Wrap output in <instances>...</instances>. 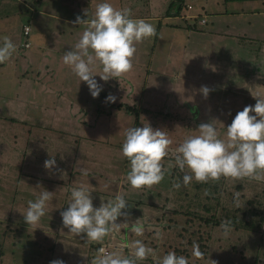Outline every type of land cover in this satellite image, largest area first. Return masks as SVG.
<instances>
[{"label":"crops","instance_id":"0c3cea01","mask_svg":"<svg viewBox=\"0 0 264 264\" xmlns=\"http://www.w3.org/2000/svg\"><path fill=\"white\" fill-rule=\"evenodd\" d=\"M99 2L101 0H0V42L7 36L16 45L13 56L0 66V102L3 101L0 107L9 105L15 109L20 122L35 127L32 137L35 142L23 146L26 152L19 154L26 156V167L21 169L30 174L35 171V182L21 186L20 194L24 196L23 202L28 203L44 190L52 192L40 224L46 225L45 231L55 234L46 241L51 244L53 257L64 259L65 264H92V247L103 241L126 256L129 250L123 244L138 237L122 229L102 241H87L84 233H70L60 215L68 206L72 187H88L93 191V205L98 207L101 197L106 202L130 184L126 177L119 180L113 175L118 168L116 162H129L121 151L126 132L120 131L121 115L115 110L106 113L93 110L95 105L86 82H80L62 61L64 52L74 47L86 26L74 23L76 17L87 19V13L90 19ZM110 2L116 8H131L134 17L145 19L156 29L154 36L136 44L132 68L136 71L128 78L132 81L126 93H134L136 87H158L163 100L157 107L164 103L175 106L183 102L184 91H180L183 87L207 86L213 92L209 104L213 119L222 113L228 119L233 101L230 94L236 93V102L243 108L256 103L257 98L253 96L264 97V0ZM202 17L206 18L204 24L199 23ZM24 25L30 27L26 37ZM25 41L30 43L28 47ZM159 42L164 48L159 49L161 53L157 56ZM95 78L99 83L102 81L98 74ZM163 87L174 90L164 94ZM150 110L152 108L138 109L135 113L126 110V115L135 116L133 127L137 124L143 127L152 123L153 118L147 119L151 116ZM157 114L166 116L160 111ZM81 119L87 125L80 124ZM56 139L66 140L68 144L63 142L59 149L51 147ZM71 139L80 140L77 147L72 145ZM107 155L123 158L108 160ZM50 156H54L56 165L46 169L44 161ZM119 183L123 187H118ZM131 188L134 193L136 189ZM145 188L150 190V187ZM122 219L118 218V222Z\"/></svg>","mask_w":264,"mask_h":264},{"label":"rangeland","instance_id":"374dc122","mask_svg":"<svg viewBox=\"0 0 264 264\" xmlns=\"http://www.w3.org/2000/svg\"><path fill=\"white\" fill-rule=\"evenodd\" d=\"M160 48L164 46L159 42L157 56L161 53ZM2 64L0 63V66ZM135 71L131 70L129 75L123 74L118 80L110 78L107 82L101 81L103 90L98 97L92 99V103L95 105L93 110L97 109L104 113L113 110L119 112L120 131H125L134 124L135 116L126 115L127 106L133 108L134 113L138 109L141 111L152 108L149 111L151 116L147 118L149 120L153 118L150 126L167 132L173 140L170 155L162 160L166 172L161 182L152 185L151 191L145 187L134 191L136 195L140 193L143 195L145 192L147 204L143 203L135 215H130L129 223L140 218L144 223L153 226L146 229L137 239L140 238L145 245L156 249L158 257L174 251L177 255L187 257L189 264H264V182L247 177L236 179L221 176L219 179L208 180L209 183L206 185L193 179L185 186L182 178L185 173H190V170L185 167L181 171L171 155V151H174L186 136L198 134L196 129L199 124L213 120L212 109L209 106L213 92L209 91L205 96L201 91L202 87H183L180 89L181 93L184 91V103L181 102L183 105L177 102L180 106H166L164 103L163 106L160 104L157 107V103L163 100L158 87H136L134 93L133 91L131 94L126 93L131 88L129 84L132 81L128 78H131L132 72ZM117 81L118 84H115ZM115 85L117 87H113ZM173 90V87L170 90L163 87L164 94ZM110 93L116 96L115 102L106 101L105 98ZM235 95L236 93L230 94L233 101L228 119L223 113L215 118L218 120L216 123L222 138H226V127L232 122L233 117L243 109V106L236 102L238 97ZM143 107L145 109H142ZM158 111L166 116L157 114ZM15 113V109L12 110L9 105L3 104L0 107V264H50L55 258L49 249L51 244L48 241L55 234L52 231H45L46 225L41 226L40 223L43 222L41 219L36 224H27L23 213L26 212L28 203L23 202L24 196L20 194L21 186L35 182V171L30 174L21 169L26 163L25 154L19 155L26 152L25 147L35 142L32 140L35 127L20 122ZM153 121H156V124ZM80 124L85 126L87 122L81 119ZM136 126L140 127L139 124ZM37 128L40 127L37 125ZM116 140L117 138L114 143ZM63 142L68 144L66 140L56 139L51 143V147L59 149L64 145ZM71 143L77 147L80 140L71 139ZM114 156L107 155V158L108 160L123 158L121 155ZM20 163L23 165L19 166ZM115 164L118 168L114 169L113 175L119 180L125 179L130 168L129 162ZM106 167L109 169V166ZM177 182H180V188L174 187ZM128 185L129 187L123 189L121 193L131 200L134 193L130 184ZM118 187L123 186L119 183ZM165 206L169 207L167 218L162 214ZM213 216L231 223V231L227 236L224 235L221 224L207 225L203 222V219ZM157 230L161 233L159 238L155 236ZM194 244L199 246L201 257L193 256ZM128 250V254L132 255L134 249ZM138 263L156 264V261L149 256Z\"/></svg>","mask_w":264,"mask_h":264},{"label":"clouds","instance_id":"9594fccd","mask_svg":"<svg viewBox=\"0 0 264 264\" xmlns=\"http://www.w3.org/2000/svg\"><path fill=\"white\" fill-rule=\"evenodd\" d=\"M86 16L87 19H81L79 15L76 17L74 23L86 26L74 47L64 52L62 61L80 82H86L91 96L96 98L103 90V84L95 76L98 74L100 80L107 82L110 78L130 72L137 51L136 44L154 36L156 29L145 19L134 17L131 8H116L110 0H101L92 17L89 19L87 13ZM15 51V43L7 36L3 37L0 42V63L8 61ZM201 91L207 96L209 88L202 86ZM253 97L257 98L256 103L238 111L226 127V138L220 136L216 123L218 120L213 119L199 124L196 129L198 134L186 136L171 151L175 165L181 171L185 167L190 170L182 178L185 186L193 179L207 182L221 176L236 179L247 177L264 182V97ZM105 99L115 102L116 96L110 93ZM172 144L173 140L167 132L153 129L150 124L126 130L121 151L129 160L126 178L133 188L151 187L161 182L166 172L162 160L170 155ZM55 165L54 156L44 161L46 169ZM61 175L63 177L64 173ZM174 187L180 188V182L175 183ZM92 192L84 185L70 189L68 207L60 213L62 224L70 233H84L87 241H102L122 229L141 236L146 229L153 227L140 218L129 223L130 214L126 209L130 206L123 193L106 199V202L101 197L100 205L95 207ZM51 197L52 192L44 190L37 199L28 201L26 212L23 213L27 224L39 222ZM121 217L124 219L118 222ZM221 229L227 236L231 231V223L222 221ZM160 235L157 230L156 238ZM123 247L134 249V252L131 256H125L120 252L105 253L100 249V254L92 260V264H137L149 256L153 257L156 264H189L187 257L177 255L174 251L158 257L156 249L145 245L140 239L127 242ZM193 256H202L196 244L193 245ZM50 264H65V261L55 259Z\"/></svg>","mask_w":264,"mask_h":264},{"label":"trees","instance_id":"16d2710c","mask_svg":"<svg viewBox=\"0 0 264 264\" xmlns=\"http://www.w3.org/2000/svg\"><path fill=\"white\" fill-rule=\"evenodd\" d=\"M225 1H237V0H225ZM180 4H182V2H180ZM179 4V8H181V5ZM126 109L128 110V111H133V108H131V107H129V106H127L126 107ZM136 126V125H135ZM176 169V168H175ZM173 177V176H172ZM209 182H203L202 184L203 185H206V184H208ZM144 195V196H143ZM143 195H142V193H140V194H138V195H135L136 197H133V198H131V200L130 199H128L127 197L125 198L126 200H127V202H128V204H129V208H127L126 209V211H128L129 212V214L130 215H135L136 213H137V210H140L139 208L140 207H142V204L143 203H145V204H147L146 202H145V198L144 197H146L145 196V192H143ZM168 208L169 207H167V206H165L164 208H163V212H162V214H163V216L165 217V218H167L168 217ZM161 214V215H162ZM203 222L205 223V224H207V225H212V224H215V225H217V224H221L222 223V221L220 220V219H217L216 217H209V218H205V219H203ZM162 225H164V224H162ZM100 243H98L97 245H94L92 248V251H91V260H93L96 256H94V254H96L97 253V247H98V245H99ZM49 249H50V251H52V247H49ZM127 250V249H126ZM114 250H112L111 249V251L110 252H113ZM126 256H131L130 254H128V253H126ZM149 260H151V259H149ZM47 264V263H46ZM49 264V263H48ZM137 264H139L138 262H137Z\"/></svg>","mask_w":264,"mask_h":264},{"label":"built area","instance_id":"2783aa9c","mask_svg":"<svg viewBox=\"0 0 264 264\" xmlns=\"http://www.w3.org/2000/svg\"><path fill=\"white\" fill-rule=\"evenodd\" d=\"M190 7V6H189ZM206 22V18L202 17L199 20V23L204 24ZM30 27L28 25L23 26V35L26 37L29 34ZM25 47H28L30 45L29 42H24ZM100 249H103L105 253H109L111 251V245L107 241L101 242L97 247V253L100 254Z\"/></svg>","mask_w":264,"mask_h":264}]
</instances>
